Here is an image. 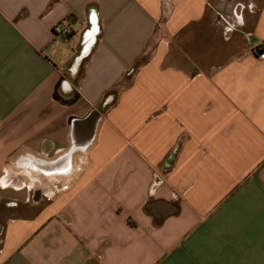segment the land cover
I'll return each instance as SVG.
<instances>
[{"label":"crops","instance_id":"1","mask_svg":"<svg viewBox=\"0 0 264 264\" xmlns=\"http://www.w3.org/2000/svg\"><path fill=\"white\" fill-rule=\"evenodd\" d=\"M0 225V264H264V0H0Z\"/></svg>","mask_w":264,"mask_h":264},{"label":"rangeland","instance_id":"2","mask_svg":"<svg viewBox=\"0 0 264 264\" xmlns=\"http://www.w3.org/2000/svg\"><path fill=\"white\" fill-rule=\"evenodd\" d=\"M209 38H212L211 34ZM74 40L76 41V37ZM174 46L176 48H173L172 51H174V55L177 57L176 60L178 61L180 59L179 62L183 66L192 67L194 63L198 66V55L203 57L201 61V66L203 67H206L210 60L207 57L204 58L207 54L209 55L210 45L207 43H198V27H191L185 30L180 38L175 40Z\"/></svg>","mask_w":264,"mask_h":264},{"label":"built area","instance_id":"3","mask_svg":"<svg viewBox=\"0 0 264 264\" xmlns=\"http://www.w3.org/2000/svg\"><path fill=\"white\" fill-rule=\"evenodd\" d=\"M54 32L57 35H62V36H68L70 34V31L66 28H63L61 26L55 27Z\"/></svg>","mask_w":264,"mask_h":264},{"label":"water","instance_id":"4","mask_svg":"<svg viewBox=\"0 0 264 264\" xmlns=\"http://www.w3.org/2000/svg\"><path fill=\"white\" fill-rule=\"evenodd\" d=\"M1 231H2V226L0 225V233H1Z\"/></svg>","mask_w":264,"mask_h":264},{"label":"trees","instance_id":"5","mask_svg":"<svg viewBox=\"0 0 264 264\" xmlns=\"http://www.w3.org/2000/svg\"><path fill=\"white\" fill-rule=\"evenodd\" d=\"M170 157H171V155H170ZM171 159V158H170Z\"/></svg>","mask_w":264,"mask_h":264}]
</instances>
